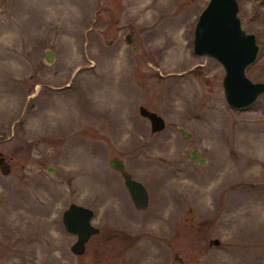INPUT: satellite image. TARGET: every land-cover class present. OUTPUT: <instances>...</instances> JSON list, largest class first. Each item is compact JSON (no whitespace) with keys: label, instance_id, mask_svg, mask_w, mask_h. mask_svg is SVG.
<instances>
[{"label":"rangeland","instance_id":"obj_1","mask_svg":"<svg viewBox=\"0 0 264 264\" xmlns=\"http://www.w3.org/2000/svg\"><path fill=\"white\" fill-rule=\"evenodd\" d=\"M237 1L259 46L246 75L264 82V0ZM207 3L0 0V153L10 163L0 264H179L175 253L184 264H264V92L232 108L221 63L193 51ZM140 105L165 128L151 131ZM193 147L205 163L186 155ZM115 156L146 186V209L133 206ZM71 202L91 207L101 229L80 255L61 220ZM123 232L141 236L120 253Z\"/></svg>","mask_w":264,"mask_h":264},{"label":"water","instance_id":"obj_2","mask_svg":"<svg viewBox=\"0 0 264 264\" xmlns=\"http://www.w3.org/2000/svg\"><path fill=\"white\" fill-rule=\"evenodd\" d=\"M238 10L237 0H208L195 24L193 51L221 63L225 71L222 79L225 100L232 108L241 109L251 105L264 92V82L252 81L246 75V68L256 59L259 46L255 35L242 27ZM125 39L131 43L132 34L127 33ZM45 59L47 62L53 61V50L47 49ZM139 113L148 118L151 131L165 128L164 117L156 111L140 105ZM179 130L185 138L192 136L183 126H179ZM186 155L197 163L207 161L196 147L189 149ZM109 164L121 173L133 205L139 210L145 209L149 204V193L144 183L132 176L122 158L112 157ZM0 170L3 174L10 171V163L2 153ZM47 170L56 171L52 166H48ZM93 216L94 210L91 207L76 202H71L62 212L61 219L66 230L76 235L71 247L76 254L82 253L85 242L99 231L91 221ZM220 242L218 237L209 239V245H219Z\"/></svg>","mask_w":264,"mask_h":264},{"label":"flooded vegetation","instance_id":"obj_3","mask_svg":"<svg viewBox=\"0 0 264 264\" xmlns=\"http://www.w3.org/2000/svg\"><path fill=\"white\" fill-rule=\"evenodd\" d=\"M133 204V203H132ZM134 206V205H133ZM135 207V206H134ZM148 207V206H147ZM146 207V208H147ZM145 208V209H146ZM135 209L136 210H138V211H142V210H144V209H142V210H139V209H137L136 207H135ZM62 220V219H61ZM63 224V223H62ZM64 226V225H63ZM95 226H97V225H95ZM98 228H99V231L97 232V233H94V234H92L91 236H93V235H96V234H99V233H101V229H100V227L99 226H97ZM64 228H65V226H64ZM65 230H66V228H65ZM66 231H68V230H66ZM69 232V231H68ZM69 233H71V232H69ZM71 234H73V233H71ZM75 235V234H74ZM90 236V237H91ZM121 240H122V244H123V246H124V248H126L127 250H125V249H123V250H121L120 251V253H125V252H127V251H129L128 250V248H130V247H133L134 246V242H136V241H138L140 238V236L141 235H131V233H125V232H123L121 235ZM90 237H89V239H90ZM88 239V240H89ZM49 240H53V239H49ZM87 240V241H88ZM87 241L85 242V248H84V251L82 252V253H80V254H83L84 252H85V250H86V243H87ZM74 243V242H73ZM72 242H70V244H69V247H70V250L72 251V244H73ZM128 247V248H127ZM38 250H39V248H37ZM199 248L198 247H196V250L194 251V253H193V258H194V260H195V258L197 259V254L199 253V250H198ZM27 252H25L24 253V250H23V253L24 254H26V253H28V256H30L31 257V254L30 253H32V251H29V250H26ZM73 252V251H72ZM7 253V252H6ZM33 253H36V249H34V251H33ZM74 253V252H73ZM76 254V253H75ZM80 254H78V255H80ZM174 258L179 262V264H184V262H185V259L182 257V256H180V255H178L177 253H175L174 254ZM30 261V260H29ZM15 264H18V263H15Z\"/></svg>","mask_w":264,"mask_h":264}]
</instances>
